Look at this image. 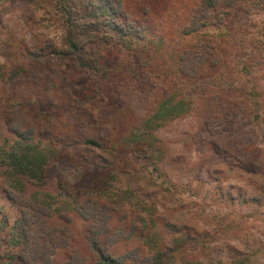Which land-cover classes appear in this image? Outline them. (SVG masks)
Instances as JSON below:
<instances>
[{
  "label": "rangeland",
  "instance_id": "1",
  "mask_svg": "<svg viewBox=\"0 0 264 264\" xmlns=\"http://www.w3.org/2000/svg\"><path fill=\"white\" fill-rule=\"evenodd\" d=\"M72 1L76 10L122 3L129 20L117 16V25L134 28L138 38L113 43L100 34L104 42L81 45L94 75L59 56L22 57L34 46L66 48L62 0L32 13L17 1L1 12L0 158L20 127L48 165L45 184L37 186L12 181L0 163V264L19 255L14 227L31 204L52 211L48 226L70 229V236L59 232L69 245L57 248L52 264L77 255L93 264L88 224L75 210L88 197L110 206L117 257L174 243L171 264H264V0L222 6L209 21L202 0ZM192 21L206 23L185 34ZM100 28L116 40L111 26ZM180 66L195 71L182 76ZM14 69L21 75L12 82ZM163 103L177 115L150 119ZM88 139L105 144L114 167H97L105 165L85 149ZM167 220L186 228L168 233Z\"/></svg>",
  "mask_w": 264,
  "mask_h": 264
},
{
  "label": "trees",
  "instance_id": "2",
  "mask_svg": "<svg viewBox=\"0 0 264 264\" xmlns=\"http://www.w3.org/2000/svg\"><path fill=\"white\" fill-rule=\"evenodd\" d=\"M17 1H26L31 6V13L35 7L37 8L39 5H45L47 3V0H0V25L2 24L1 12L6 13L9 7ZM240 2L241 0H202L201 7L202 11L205 13L203 17L206 21H209L208 19L211 12L221 10L220 8L222 6H227L230 10H233L239 6ZM61 5L64 13L68 16L65 20L66 37L64 38V46L66 45V48L58 50V44L56 46L47 45L41 48L34 46L32 47V50H27V53L23 52V58H26L29 61H33L35 59L48 61L50 58H58L59 56L62 61L64 60L75 63L76 66L86 69L94 73V75H99L97 68H95L93 63H91V59L83 56V52L81 53V45H91V48L94 47L92 43H94V41L97 42V40L100 39V34L113 43L120 41L125 42L129 39L128 37L133 39L138 38V36L136 37L137 32L133 31L134 28L133 30H127L123 28L122 25H117L115 20L117 16L120 17L124 14L123 18L129 20V14H125L123 12L124 7L120 2L119 8L109 5L108 8H102L99 4L92 6L88 3L86 5L87 7L82 10H76V3L72 0H62ZM55 7L58 9V2L55 4ZM225 15L226 12L223 13V16ZM73 16L81 17L83 20L73 19ZM90 21L92 22V25L90 24L88 27L87 24H89ZM204 23L206 22L197 23L192 21V27L185 30V34H192L198 31L201 27H203ZM102 25H109L112 27L115 33H117L116 40H113L112 36L110 37L111 34H109V32L107 33L106 30L104 31L100 28ZM127 27L129 26L127 25ZM103 39L104 38L100 40ZM102 42H104V40ZM95 49L98 53H101L102 51L101 48L97 46ZM138 59L139 62L141 60V56ZM194 71V69L190 71L182 66L179 68L180 75L182 74V76H191ZM137 73L140 74L138 78H141V73L143 74V72L138 69ZM127 74L137 77V74H131V72H127ZM11 75L13 82L15 79L20 77L21 73L14 69ZM174 105H177V103H174ZM174 107L175 106H170L166 103L161 104L160 107L158 104L154 109V113L150 116V119L156 118V120L162 121L164 117H174L178 113ZM19 128H14L16 134L18 133L19 138L13 142L9 150L2 154L0 163L6 169L8 176L12 181H28L34 185L43 186L46 182L48 160L45 155L34 148L31 143L26 142L27 140L23 136V132H17L20 131ZM83 144L86 147L85 149L92 152L96 151L98 154H95L98 155V157L101 155L100 159L105 166L97 165L98 168L106 171L115 166V164H112V162L108 159V156L105 155V152L108 153V150L104 143L95 139H88L85 140ZM36 205L31 204L25 206V211L22 217L17 220V226L14 227V230L18 233V235H20L22 242L20 243L21 248L19 255L11 254L12 256L16 255L14 258L17 259H15L14 262V258H12L9 262L10 264H52V256L56 252L57 248H64L69 245L68 239L60 238L59 232H65L70 236V229L66 226L58 228L56 226H48V219L53 215L52 211L48 212L47 210V212H45L46 205H37L40 207H37ZM75 210L80 219L88 224V237L86 238V244L87 248L94 256L95 261L93 264H171V259L173 258L175 251L178 249L174 243H169L165 248L155 252H150L147 255L142 254L139 247L119 257L111 253L110 245L115 244L118 240H109L111 239V235L109 234L112 232V228L110 227L112 214L110 213V206H108V204L88 197L85 201L76 205ZM8 220L9 218L5 216V226H7ZM165 222L168 233L171 234L178 233L186 228L183 224L170 222L168 220ZM41 227H43V229L50 230L47 236L40 235L39 229ZM56 234H58V236H56ZM114 235L124 237L122 232L115 233ZM54 236H56V238ZM128 237H130V235ZM77 253L78 251H75V254ZM3 257L4 255L0 253V261ZM72 259H74V261H70L67 264H87L86 260L82 259L79 255L73 257ZM5 261L7 262L8 260Z\"/></svg>",
  "mask_w": 264,
  "mask_h": 264
}]
</instances>
